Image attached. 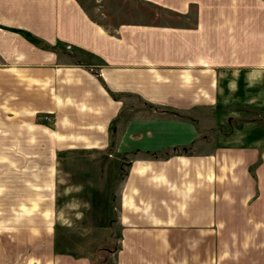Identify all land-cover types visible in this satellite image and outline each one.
Returning <instances> with one entry per match:
<instances>
[{
	"label": "crops",
	"instance_id": "crops-1",
	"mask_svg": "<svg viewBox=\"0 0 264 264\" xmlns=\"http://www.w3.org/2000/svg\"><path fill=\"white\" fill-rule=\"evenodd\" d=\"M146 1L185 21L107 27L79 0H0V98L34 115L8 144L105 154L116 264H192L211 228L264 210V0ZM178 114L196 119L173 135L192 149L161 155Z\"/></svg>",
	"mask_w": 264,
	"mask_h": 264
},
{
	"label": "rangeland",
	"instance_id": "rangeland-1",
	"mask_svg": "<svg viewBox=\"0 0 264 264\" xmlns=\"http://www.w3.org/2000/svg\"><path fill=\"white\" fill-rule=\"evenodd\" d=\"M79 1L92 19L107 27L133 21L169 24L185 21L160 4L146 0ZM0 84V95L8 94L3 83ZM13 101L0 98V264H116L111 252L118 247L119 225L113 221L109 208L106 187L110 180L105 178V170L112 166L108 162L111 158L101 153L87 155L85 151L82 155L66 153L59 161L53 153L55 147L42 141L9 145V137H23L20 135L23 132L10 131L9 125L32 126L25 120L34 118V115L10 114L8 103ZM161 117L159 120L163 122L167 116ZM194 120L189 115H172V121L178 122L172 124V142L178 143L162 145L159 153L192 149L191 143H181L185 138L181 136L191 134V124L192 129L196 127ZM163 131L170 130L162 128L160 132ZM178 133L180 137L173 136ZM258 163L259 159L249 170L256 180ZM248 216L243 210L232 226L224 227L225 233L221 232L223 227L215 226L207 239L198 238L190 248L192 264H232L233 261L248 264L254 257L234 255L257 252L259 256L258 251L264 250L263 202L257 204L255 216L251 215V219ZM185 255H180L179 260H188ZM256 259L254 264H261Z\"/></svg>",
	"mask_w": 264,
	"mask_h": 264
}]
</instances>
